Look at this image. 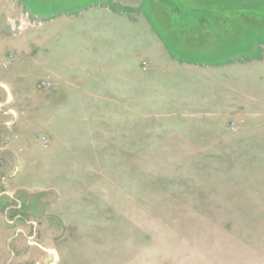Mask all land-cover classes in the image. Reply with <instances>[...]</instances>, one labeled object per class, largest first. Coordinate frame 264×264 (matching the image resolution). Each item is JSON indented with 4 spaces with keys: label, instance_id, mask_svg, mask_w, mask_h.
<instances>
[{
    "label": "rangeland",
    "instance_id": "374dc122",
    "mask_svg": "<svg viewBox=\"0 0 264 264\" xmlns=\"http://www.w3.org/2000/svg\"><path fill=\"white\" fill-rule=\"evenodd\" d=\"M112 1L0 0V264H264V0Z\"/></svg>",
    "mask_w": 264,
    "mask_h": 264
},
{
    "label": "crops",
    "instance_id": "0c3cea01",
    "mask_svg": "<svg viewBox=\"0 0 264 264\" xmlns=\"http://www.w3.org/2000/svg\"><path fill=\"white\" fill-rule=\"evenodd\" d=\"M120 1L122 3V7H120V8L116 7L117 2L114 3L112 1L113 5L115 7L112 8V7H110L109 4L105 3V4L100 5V9L102 8L101 9L102 12L110 14L111 17H117L120 21H122L124 17H125V19H127L126 16H124V10H125L124 8H125V2L126 1L125 0H120ZM161 63H162V65L159 62L154 61L153 66L151 65V70L149 71L148 74H150V72L153 74L154 71H156V70L158 71V69L162 70V68L164 67L165 69L169 70V74H170V78L172 80V83H175V82L179 83L178 82L180 80L179 78L182 77L183 75H186V77L189 76L187 72H189L190 70L191 71L193 70V72H195V71L199 72V70H201L200 67L205 68L207 66V65H196L193 63H190V64H185L183 62L180 63V62L173 60V59H168V60H165L164 62H161ZM119 65L120 64L114 65V64L107 62L105 69L104 68H98V67H96L94 69H91L93 67H89L87 69H84V68H79L77 66V71L76 72L73 71L71 74L63 73L62 70H60V67H55V66L51 65L47 69V73H48L49 80L51 83H59L61 85L63 83L70 84L72 79H76V81H74V82L81 83L82 85H91V84L96 83L98 81L97 79L99 78V76L101 77L105 73L107 82L109 83V87H110L109 94H111L113 96L115 92L121 93V99H122L123 96L126 94L125 90H127V80L129 78V74H130L125 70H128L127 68H129L131 65L128 64L127 67H125V65H122V67H120V69H119V70H121L120 75H118L119 70L117 71V67ZM95 66H98V64ZM134 66H136L135 70H137V71H140V67L141 68L144 67L142 63H141L140 67L138 66V63H136ZM145 67H146V65H145ZM143 69H145V68H143ZM73 70H75L74 67H73ZM129 70H130V68H129ZM113 71H116L118 76H114ZM65 75L67 76V78ZM68 75H70V77H68ZM174 79H177V80L174 82L173 81ZM204 82H206V81L204 80ZM172 86L175 87V85H172ZM92 93H93V91H90V94H92ZM85 94H86V92H82V95H81L82 99H84ZM87 94H88L87 98H93L94 94L93 95H90L89 93H87ZM95 97H96V95H95Z\"/></svg>",
    "mask_w": 264,
    "mask_h": 264
}]
</instances>
